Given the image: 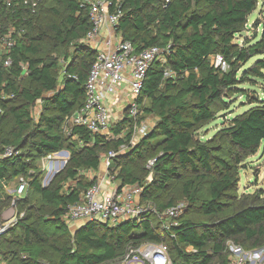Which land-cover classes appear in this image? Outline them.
<instances>
[{"label":"trees","instance_id":"obj_1","mask_svg":"<svg viewBox=\"0 0 264 264\" xmlns=\"http://www.w3.org/2000/svg\"><path fill=\"white\" fill-rule=\"evenodd\" d=\"M84 1L42 0L22 25L11 65L4 67L0 60V92L12 95L0 98V153L5 147L14 150L12 156L0 157V214L10 199L5 185L15 180L18 185L21 177L27 181L24 195L16 200L25 207V216L0 235V264H101L118 259L128 244L145 242L165 243L174 264H228L229 242L245 251L262 248L263 191L236 201L241 163L264 143V99L239 88L264 80V39L234 42L248 29L258 0H122L116 26L120 39L136 53L151 46L166 53L165 62L155 61L148 69L138 98L140 112L154 114L156 126L128 154L116 155L109 172L120 185L142 186L141 200L160 212L176 205L173 199H161L178 186L187 208L169 233L160 230L152 214L115 227L89 222L70 233L62 220L65 207L95 183L80 172L97 171L101 157L117 152L131 137L130 132L107 141L79 127L69 135L62 129L85 101V83L95 60L96 52L81 42L91 28ZM216 56L225 70L211 62ZM236 95L244 96L249 109L232 118L218 140L197 139V132L227 111ZM144 99L149 106L142 105ZM38 103L41 109L33 116ZM126 124L127 119L119 121L112 131L117 134ZM60 151L68 159L44 187L45 170L38 164ZM150 159L147 171L144 165ZM149 174L152 180L144 185ZM67 184L71 186L65 189ZM202 184L206 198L200 200ZM34 197L39 206L31 208ZM191 208L207 222L187 218ZM228 208L230 213L221 217Z\"/></svg>","mask_w":264,"mask_h":264},{"label":"built area","instance_id":"obj_2","mask_svg":"<svg viewBox=\"0 0 264 264\" xmlns=\"http://www.w3.org/2000/svg\"><path fill=\"white\" fill-rule=\"evenodd\" d=\"M41 2L42 0H0V60H4V67L11 65L10 54L15 41L24 33L22 25L26 23L28 16L36 13ZM121 2L122 0L83 2L82 7H86L91 28L81 42L96 54L85 83V101L62 124L66 135L79 127L107 141L124 138L126 131L136 128L140 113L138 98L148 69L155 61L165 62L166 51L158 46H151L136 53L129 42L116 39ZM215 63L222 70L227 68L219 56H216ZM165 75L169 76L170 73L166 72ZM118 97L122 105L116 104ZM0 98L6 100L12 98V95L2 91ZM125 119L127 124L115 134L112 126ZM13 152L11 147H5L0 157H10ZM56 155L58 154H51L43 160L49 163ZM116 155V152L110 151L101 157L103 174L100 176L98 171L80 172V176L90 181L95 180V183L81 192L77 202L65 207L62 220L68 228L72 224L85 225L89 222L115 227L126 221L141 222V217L145 214L155 216L163 232L169 233L177 227L179 218L186 208L185 204H177L160 212L151 202L142 201V186L138 183L120 185L113 174H110L111 161ZM152 164L153 161L150 162L151 166ZM103 184L108 185L109 189L105 190ZM68 185L71 186L67 184L65 189L69 187ZM26 188V179L19 178L14 191L16 197L23 196ZM12 220H15V217ZM9 223L2 226L0 234ZM227 248L230 253L228 264H264V246L245 251L229 242ZM186 251L191 252L192 249L187 248ZM101 264H174V262L165 243L145 242L128 244L118 259Z\"/></svg>","mask_w":264,"mask_h":264},{"label":"rangeland","instance_id":"obj_3","mask_svg":"<svg viewBox=\"0 0 264 264\" xmlns=\"http://www.w3.org/2000/svg\"><path fill=\"white\" fill-rule=\"evenodd\" d=\"M247 30H245L240 36H237L235 39V43H238L239 45L244 44L245 42H251L254 43L256 41H259L261 39H264V0H258V6L257 9L249 16L248 18V25ZM247 40V41H246ZM258 58L250 60L246 66L243 67L242 70L247 69L250 67L255 60ZM216 58L212 57L211 62L215 63ZM60 62L62 65L63 59H60ZM262 73L264 74V70H262ZM256 83H243L239 86V88L246 90L248 94H255L260 99H264V80H255ZM255 92V93H253ZM143 106H149V101L147 99L143 100L142 103ZM41 109L40 103L36 105L33 111V116H36ZM247 109H249V106L247 105V101L245 100L244 96L236 95L231 98V101L228 105V109L225 112H221L218 114V118L200 129L197 132V139L201 141H211V140H218L219 138V132L220 130L225 127L229 121L234 118L237 115L242 114ZM120 113V112H119ZM139 118H143L141 123H137L135 129H130L129 131H126V135L131 132V137L128 140V142L119 148V150L116 152L117 155H126L128 154L132 148L136 147L139 142L142 139H145L146 136L155 128L156 123L158 121L157 117L154 114H143V112H140L137 120ZM118 120V119H117ZM118 122V121H117ZM125 135V136H126ZM126 139V138H125ZM68 157H63L56 155L52 161L49 163L45 160H41L38 164L40 170H45L42 176L41 184L42 186H48L51 181L54 178V173L59 172L62 169V166H64L65 162L67 161ZM153 160L150 159L144 166L147 171H149L152 166L150 165V162ZM64 164V165H63ZM242 167L239 169L238 173V186H237V193H236V201H239V199L242 196L249 195L254 196L257 191L261 190L264 194V143L259 147L257 152L253 155L245 159L241 163ZM141 165L138 163V166ZM51 167V169H50ZM114 177L116 174L113 175ZM152 180V174H149L145 177L144 185L147 183H150ZM17 181L9 182L7 185H5V194L7 197H9V201L7 203V206L3 209L2 213L0 214V229L2 228L5 223L10 222L5 229L4 232H2L0 235L6 233L8 230H11L15 228L18 224V222L24 218L25 216V207L18 206V203L16 200L19 198L15 195V189H16ZM69 186V185H68ZM199 199L203 200L206 198V185L202 184L200 186L199 191ZM264 196V195H263ZM23 198V197H22ZM168 199H173L174 204H185L187 208V203L185 202L184 198H182L180 188L178 186H173L169 193L162 196L161 203H165L168 201ZM31 208L39 206V202L36 199V197L33 198L31 201ZM34 206V207H33ZM199 206V204L196 205V207ZM231 209L228 208L227 211L221 215V217H224L230 213ZM189 213H186L187 218H192L195 222H207V220L199 215L197 208H191V210L188 211ZM185 214V211H184ZM13 217H15V220H12ZM75 226L69 225L70 233L73 234L75 231ZM19 233V232H18ZM17 233V234H18ZM46 254H49V251L46 250ZM50 257H53V255H50ZM43 259V258H42ZM47 261L41 260V264H46Z\"/></svg>","mask_w":264,"mask_h":264},{"label":"crops","instance_id":"obj_4","mask_svg":"<svg viewBox=\"0 0 264 264\" xmlns=\"http://www.w3.org/2000/svg\"><path fill=\"white\" fill-rule=\"evenodd\" d=\"M116 39H117V40H120V37L117 35ZM119 103H120V105H122V102H121L120 97H118V98L116 99V104L118 105ZM117 107H119V106H117ZM115 109H117V108H115ZM115 111H116V110H115ZM97 171H98V176H100V175L103 174V169H102L101 164L99 165V168H98ZM103 188H104L105 190H108V189H109L108 185H106V184H103ZM72 225L75 226L74 231H76L78 228H80L81 226H83V225H81V224H72Z\"/></svg>","mask_w":264,"mask_h":264},{"label":"water","instance_id":"obj_5","mask_svg":"<svg viewBox=\"0 0 264 264\" xmlns=\"http://www.w3.org/2000/svg\"><path fill=\"white\" fill-rule=\"evenodd\" d=\"M58 155H60V156H63V157H68V153L66 152V151H60V152H58L57 153ZM66 163V162H65ZM64 163V164H65ZM63 164V165H64ZM64 166H62V168H63ZM51 168V167H50ZM58 172H55L53 175H55V174H57Z\"/></svg>","mask_w":264,"mask_h":264}]
</instances>
